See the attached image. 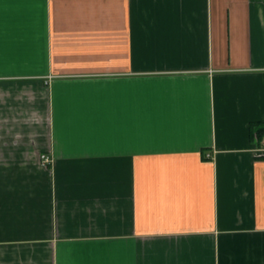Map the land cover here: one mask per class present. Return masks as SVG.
<instances>
[{
  "label": "crops",
  "instance_id": "obj_1",
  "mask_svg": "<svg viewBox=\"0 0 264 264\" xmlns=\"http://www.w3.org/2000/svg\"><path fill=\"white\" fill-rule=\"evenodd\" d=\"M263 140L264 0H0V264H264Z\"/></svg>",
  "mask_w": 264,
  "mask_h": 264
},
{
  "label": "built area",
  "instance_id": "obj_2",
  "mask_svg": "<svg viewBox=\"0 0 264 264\" xmlns=\"http://www.w3.org/2000/svg\"><path fill=\"white\" fill-rule=\"evenodd\" d=\"M263 153H264V140H263V149H262ZM43 161L44 162H49L52 160L51 156H49L48 154H43L42 155Z\"/></svg>",
  "mask_w": 264,
  "mask_h": 264
}]
</instances>
